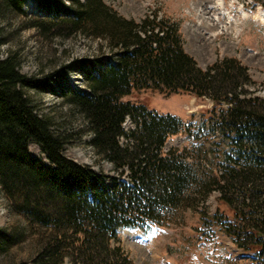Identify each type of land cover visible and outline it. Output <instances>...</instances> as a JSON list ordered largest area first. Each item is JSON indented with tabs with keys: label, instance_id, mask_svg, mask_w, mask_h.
I'll return each instance as SVG.
<instances>
[{
	"label": "trees",
	"instance_id": "obj_1",
	"mask_svg": "<svg viewBox=\"0 0 264 264\" xmlns=\"http://www.w3.org/2000/svg\"><path fill=\"white\" fill-rule=\"evenodd\" d=\"M27 2L43 12L30 28L44 37L80 35L105 43L106 53L95 59L99 69L89 68L94 60L66 67L83 69L87 88L64 98L119 177L107 181L65 157L63 136L37 114L26 91H54L62 79L38 81L21 72L15 53L0 58V183L13 208L45 230L32 260L18 264H135L119 230L166 227L184 211L208 229L219 226L238 248L264 260V97L250 90L249 68L233 56L202 68L186 51L179 23L158 11L128 19L104 0H0V19L24 17ZM147 90L209 99L213 107L186 122L123 100ZM128 119L132 130L125 128ZM177 135L189 144L165 152ZM30 142L42 147L51 166L29 154ZM13 242L0 230L1 250Z\"/></svg>",
	"mask_w": 264,
	"mask_h": 264
},
{
	"label": "rangeland",
	"instance_id": "obj_2",
	"mask_svg": "<svg viewBox=\"0 0 264 264\" xmlns=\"http://www.w3.org/2000/svg\"><path fill=\"white\" fill-rule=\"evenodd\" d=\"M68 1V0H64ZM104 0L128 19L140 21L153 11L179 23L184 46L202 68H207L224 56L237 57L249 68L254 85L250 90L264 97V0ZM28 3V2H27ZM26 3V15L0 19V58L15 53L20 70L38 81H57L55 90L28 89L27 96L39 115H45L55 132L65 140L63 154L74 162L87 166L99 175L118 178L114 165L98 155L91 146L92 135L80 112L68 104L64 94L86 90L85 72L80 68H66L74 60L91 61L106 53L100 39L80 35L46 38L30 28L34 18L43 17L35 3ZM223 12V15L221 14ZM106 56V54H105ZM90 69H99L95 61ZM52 75V76H51ZM51 77V78H50ZM147 104L160 114L170 113L186 122L199 121L212 109L208 99L187 94L165 97L156 91H140L123 99ZM126 130L135 128L128 119ZM127 141L122 139V144ZM189 141L177 135L165 145V152L182 149ZM29 154L46 166H51L47 154L34 142L28 145ZM218 192L208 200L210 210L217 205ZM0 230L12 237L14 244L0 249V264L30 262L36 254L39 234L44 233L17 212L0 183ZM210 230L211 237L207 236ZM121 242L135 264H264L244 252L219 226L208 229L192 211H184L182 220L166 227H152L147 231L120 230ZM65 264H70L66 260Z\"/></svg>",
	"mask_w": 264,
	"mask_h": 264
},
{
	"label": "bare ground",
	"instance_id": "obj_3",
	"mask_svg": "<svg viewBox=\"0 0 264 264\" xmlns=\"http://www.w3.org/2000/svg\"><path fill=\"white\" fill-rule=\"evenodd\" d=\"M220 2H223V0H220L219 3H217L216 7L214 9L219 10L220 9ZM221 14L223 15V12L221 11Z\"/></svg>",
	"mask_w": 264,
	"mask_h": 264
}]
</instances>
